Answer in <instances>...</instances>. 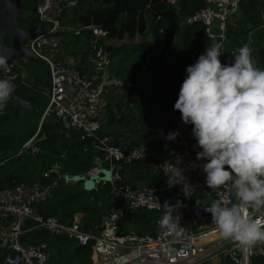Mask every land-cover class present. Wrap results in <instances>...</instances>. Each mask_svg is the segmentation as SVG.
Here are the masks:
<instances>
[{
    "label": "built area",
    "instance_id": "obj_1",
    "mask_svg": "<svg viewBox=\"0 0 264 264\" xmlns=\"http://www.w3.org/2000/svg\"><path fill=\"white\" fill-rule=\"evenodd\" d=\"M37 1L36 23L50 24L51 27L24 45L46 63L50 87L39 129L23 145L19 154L47 153L34 142L47 138L42 135L41 129L52 117L80 131L82 139H94L96 153L93 166L83 173H71L64 163L65 154H62L61 159L42 172V178L51 181H38L32 185L22 183L12 189H0V264H50L53 261L54 249L50 242L37 245L26 242L24 236L34 227L49 232L55 239L68 238L79 246L90 247L96 264H204L221 255L230 256L236 264H255L254 259H264V245H255L249 251H243L236 242L220 236L212 223L211 214L204 210L217 199H225L231 205L235 198L228 187L207 188L202 170L194 167L200 149L195 147L192 127L185 126L178 110L165 124L151 123L155 139L148 142L130 146L128 141L117 135L99 134L101 119L108 106L107 95L114 89L130 90L133 82L130 78L113 74L111 51L99 44L101 36L108 34L102 27L91 26L95 40L89 47L88 56L97 79L82 73L74 61L59 58L63 47L61 31L68 26L65 15L73 11L80 0ZM205 1V8L194 15H184L183 19L186 18L188 25L203 24L212 43L223 45L222 64H230L234 61L232 54L239 47H229L228 25L231 16L240 12L242 0ZM166 2L181 11L179 0ZM73 29L75 34L83 31L81 28ZM167 45L165 47L169 49ZM159 54L163 51L155 56ZM147 59L142 63L145 73H148ZM7 65L8 71L2 72L1 78L27 83L30 72L17 59ZM169 132H179V135L175 140H167L165 137ZM176 157L182 160L180 167L185 169L190 196L184 195L180 185L171 188L167 185L168 177L162 164L165 161L175 163ZM134 162H141L143 169L146 167L162 175L165 183L139 187L126 182L122 170L125 165ZM108 184L111 186L113 206L102 215L99 223L86 225L81 213L71 220L62 221L52 214L45 216L40 211V205L53 198L55 189L62 185L94 193ZM177 200L184 205L178 212L181 221L177 233L162 230L159 224L161 218L154 235L122 229L123 220L132 212L140 209L163 212L165 202L175 204ZM250 215L264 226V214H253L250 210ZM30 221L33 223L31 226Z\"/></svg>",
    "mask_w": 264,
    "mask_h": 264
},
{
    "label": "trees",
    "instance_id": "obj_2",
    "mask_svg": "<svg viewBox=\"0 0 264 264\" xmlns=\"http://www.w3.org/2000/svg\"><path fill=\"white\" fill-rule=\"evenodd\" d=\"M179 1L181 7L180 12L165 0H80L79 5L72 11L74 13L75 10L79 11L77 15L79 25L102 27L108 32V39L133 40L140 37L141 41L132 42L136 47L130 46L124 48L127 50L128 55L135 50L138 56H141V58L144 57L145 59L150 54L155 53L154 49L162 41H166L167 46H170V43L176 35L181 33L182 45L180 48L182 53L180 56H171L170 58L161 57L163 54L155 56L159 61L166 63L162 67L152 70L154 84L157 85V90L154 95L157 96V99H160V103L152 107L155 115H158L159 112L166 114L172 110L174 101L178 97L180 86L185 78L186 68L195 63L198 57L204 53L207 45L212 44V40L206 35L203 24L194 23L187 25L185 31L182 29L181 16L194 15L207 6L206 1ZM37 2V0L25 1L24 9L26 10L24 11H28L29 13L32 11L34 19L30 18L31 14L27 18L25 17V19L20 18L21 26L30 27L36 23ZM240 8L244 15V26H241L236 33L231 31L229 36L235 42H238L239 40H243L242 36L248 35L251 31H255L256 35L253 36L249 47L253 50L252 56L256 66L264 69V0H242ZM75 35L84 38L86 42L95 38L93 30L81 31ZM148 36H151L152 40H147ZM8 41L9 38L7 39ZM244 42H249V37ZM120 48L112 52H116ZM136 61L140 60L137 59ZM24 63L29 68H35L30 63ZM48 75L47 70L41 71L36 69L35 73L30 74V78L28 79L29 84L22 83L19 80L21 87L17 91L18 94L22 97H29L33 95L32 91H35L37 95H41V88L38 84H44L45 78ZM35 82L37 86L34 85ZM157 99L153 97V100ZM0 111H4V113H0V124H2L12 115L13 107L5 104L3 110ZM114 123V121L111 122V124ZM34 134L35 131L29 132L26 136L18 137L19 140L16 142H9V138L6 140L5 137L0 139V156L9 150L17 151L22 145L21 141L24 138H31ZM141 136L142 138L136 144H139L140 141L144 142L146 135ZM5 140V143L8 142L10 145L6 150H1ZM145 141L148 142L149 140ZM39 143L40 147L45 151H51L52 155H46L42 157L43 159L27 158L23 161L19 160L12 167H1L0 189H12L22 183L32 185L38 181L43 182L41 178L37 177L40 167L49 166L58 160L63 152H66L64 158L65 166L73 174L83 173L94 164L93 156L96 153L94 139H82L81 132H74L70 138L66 134H53L50 135V138L42 140ZM140 167L143 169L141 162H134V164L127 165L123 170V175L130 177L129 182L133 181L134 183L146 186H158L165 183L162 175L155 174L147 170L146 167H144V172H140ZM47 181L49 182L51 179ZM44 182L46 181L44 180ZM110 193L111 186L109 184L94 193H87L77 187H65L62 185L55 189L53 198L40 205V211L45 216L52 214L62 221L71 220L74 215L83 213L85 215L84 220L88 225L95 224L100 221L102 214L110 211L113 206ZM162 215L163 212L158 210L140 209L134 211L123 220L121 224L122 229L154 235L158 229L157 222ZM32 224V221H30L29 226ZM24 237L27 243L33 245L51 241L52 239L47 231L39 229L30 231ZM56 244L53 242V246ZM88 248L90 247L79 246L77 250H74L72 256L84 259L88 255V252H90ZM64 250L59 249L58 252ZM227 259L228 262L231 260V258ZM227 259L226 264H228ZM254 261L255 264H264L263 259H254Z\"/></svg>",
    "mask_w": 264,
    "mask_h": 264
},
{
    "label": "clouds",
    "instance_id": "obj_3",
    "mask_svg": "<svg viewBox=\"0 0 264 264\" xmlns=\"http://www.w3.org/2000/svg\"><path fill=\"white\" fill-rule=\"evenodd\" d=\"M223 45H207L195 63L186 68L174 109L184 124L192 126L196 154L194 167L202 170L207 188L231 189L235 202L217 199L205 211L220 236L236 242L247 252L264 244V226L250 215L264 214V69L256 66L253 50L244 44L232 54L234 61L222 64ZM0 71L7 72V59L0 56ZM8 78H0V110L14 92ZM179 132H169L175 140ZM182 160L165 161L162 166L167 185H180L190 196ZM197 204H200L197 201ZM183 203L165 202L159 220L162 230L177 233Z\"/></svg>",
    "mask_w": 264,
    "mask_h": 264
},
{
    "label": "crops",
    "instance_id": "obj_4",
    "mask_svg": "<svg viewBox=\"0 0 264 264\" xmlns=\"http://www.w3.org/2000/svg\"><path fill=\"white\" fill-rule=\"evenodd\" d=\"M24 10H26V9H24ZM24 10H23V16H25L27 18V16L29 14H31L30 18L34 19V16H33L32 13H29L28 11H24ZM70 17L73 19L74 22H72V25H69L70 22L68 23L67 28H64L61 31V36L63 37L62 39H64V42L69 40L70 37H73V41L71 43H69L68 46H66V49H63V47H62L61 53L58 55V57L63 59V60H66L67 62L74 61L76 66H77V68L79 70H81L82 73L86 74L89 78L97 79L98 77L96 76V73L92 71V66L93 65L88 59L89 47L94 42L95 39L92 38L90 41H88L89 43L86 44V47L84 46L85 43L83 41H80L79 46H82V49L81 50H77L78 44H77V42H75L76 41L75 38H77V36H73V34L75 35L73 28H81V30H83V31H92L93 29L91 28V26H81V25H79L78 21H77L78 16L75 17V13L74 12H71V13H68L67 15H65V18L69 19ZM73 24H76L77 26H75ZM241 26H244V15H243V12H242V10L240 8V12L237 13L229 22V25H228L229 34H230L231 31L233 33H236L240 29ZM182 27H183L182 29L185 31L186 26H184V24H182ZM177 35H179V37L176 40V44H177L178 47H180L182 45V43H181V41H182L181 40V38H182L181 37V33L177 34ZM248 35L242 36L243 40L242 41L239 40L238 42H235V40H233V38L229 36V40H230V44L229 45H230V47H233V48L236 47V46L237 47H242L244 44H248V46H249L250 42L252 41L253 36L256 35V32L255 31H251ZM248 37H249V42H244V41L247 40ZM105 41L106 40L103 37H101L99 39V44L104 45ZM115 48L116 47H114V49L111 50V55L119 56L120 55V51L119 50H117L116 52H112V51L116 50ZM179 50H180V48H179ZM179 50H177V51L179 52ZM172 57H178V56L175 55V54H172ZM113 60H114V58H113ZM24 62L22 60V62H20V63L22 64L23 68L26 70L27 67H26ZM47 72L49 73L48 70H47ZM28 79L26 80V82L29 84V80ZM27 83H25V84H27ZM34 85L37 86L36 82H35ZM38 86H40V88H41V90H40L42 92L41 95H39V94L37 95V93L35 91H32L33 95H31V96L37 95V99H36V105L37 106H39L40 100L46 101V99L48 97L49 87H50L49 75L45 78V83L44 84H40L39 83ZM29 91H31V90H29ZM127 91H129V90H117V89H114V91H110V93H109V94L113 93L111 96H109V94L107 95V98L109 97L108 98V106H107V108H106V110H105V112H104V114L102 116V119H101L102 125H101V129L99 130L100 131L99 134L101 136L107 135V134L117 135L119 138H122V139H125V141H128L127 143L130 146L131 145H138L136 143L139 141V139L142 138V137H139L138 139H136L133 136L134 134L131 132V129L134 132L135 131H139V133H141V134L149 132V135L145 136V140L155 139V137L152 134L153 131L151 130V123H153V121H154L153 118H148L147 119L148 121L143 123L144 127L142 126V120L141 121L138 120L136 122V124H137L136 126H131V124L128 127L126 126L128 123H126V119L123 116L124 109H122L121 103H124L125 106L129 105L131 107V105L129 103L130 97H129V99L127 98V93H126ZM31 96H29V97H31ZM119 100H122V101H119ZM44 104H45V102H44ZM13 112H14V107H13ZM1 113H4V111H1ZM49 120H50V123H48V125H45V126H44V124H45L44 123L43 126H42V129H41L42 135L46 136L47 138H50V135H53V134H55V135L66 134L68 136V138H70L74 132L78 131L76 129L67 127L66 124L60 119L52 117ZM112 121H114L115 123L111 124ZM57 122H59V123H57ZM39 125H40V123H39ZM0 126H1V124H0ZM38 129H39V126L35 130V134L32 137H34L36 135ZM117 129H120L121 132L118 133ZM124 129L130 130L128 132V135H125L126 133L123 132ZM102 131H106V132H102ZM31 132H33V131H31ZM78 132H80V131H78ZM4 137L6 138V140H7V138H9V142H16V141L19 140L18 137H15L14 135H11V134L10 135L2 134L0 136V139H2ZM31 138H29V139H31ZM29 139H25L24 138L23 141H21V144H22L21 147H19V149L17 151L9 150L7 153H4V154H2L0 156V171H1V167H5V166L12 167L19 160L23 161V160H25L27 158L43 159L42 157H44L46 155L47 156L52 155L51 151H46L47 153L44 154V155L29 154V152H28V154H19L20 149L23 147V145L26 142H28ZM46 139H44V140H46ZM6 140L3 142L4 144H5ZM40 141H42V140L35 141L34 143H36V145L38 147H40V143H39ZM141 142H143V141H140V143ZM6 148L7 147L5 145H2L1 150H6ZM62 154H65V156H66V152H63ZM61 158L62 157L60 156L59 159H61ZM131 164H134V163H131ZM125 166H127V165H125ZM125 166H124L123 170L125 169ZM46 168L47 167H40L39 173H40V171L42 173L43 170L46 169ZM123 170H122V176H123V178H124V180L126 182L131 183L134 186H139V187L146 186V185L134 183L133 181L129 182L130 177H128V176L125 177L123 175ZM139 170H140V172H144L143 171L144 169H142L141 167H140ZM146 173H149V172H146ZM151 174H153V173H151ZM41 179L43 180V183L47 182V180H45L43 178H41ZM44 180L46 182H44ZM86 192L87 193H93V192H88V191H86ZM81 214H83V213H81ZM83 216L85 217L84 214H83ZM101 218H102V216H101ZM100 221H101V219H100ZM157 224H158V222H157ZM86 225H88V224L86 223ZM90 225H93V224H90ZM90 225H88V226H90ZM157 228H158V226H157ZM34 230H37V229L34 227ZM51 238H52L51 241H47V242L51 243V246L54 249V255H55V250L57 249V246H60V247H58V249L68 248L69 249L68 250L69 253L72 252L71 253V258L72 259L71 260H70L69 257H66L64 260H60L58 262V264H96V262L94 260V256L92 254V249L91 248H88L90 252H88V255H86L84 257V259L76 258V257L72 256V254H74V250H77L78 247H79V245L77 244L76 241H72V240H70L68 238L55 239L52 235H51ZM53 242L57 243L56 244V248H55V245L53 246ZM257 245H259V244H257ZM260 245H262V244H260ZM222 256L223 255L213 259L212 261L206 262L204 264H226V259L227 258H231L230 256H223V257ZM79 257H81V256H79ZM54 258H53V260H54ZM259 259H262V258H259ZM227 263L228 264H236V262L233 261L232 258H231V260H229V262H228V259H227Z\"/></svg>",
    "mask_w": 264,
    "mask_h": 264
},
{
    "label": "rangeland",
    "instance_id": "obj_5",
    "mask_svg": "<svg viewBox=\"0 0 264 264\" xmlns=\"http://www.w3.org/2000/svg\"><path fill=\"white\" fill-rule=\"evenodd\" d=\"M168 1V0H166ZM24 10V8H23ZM23 10L21 12L20 18L21 19H25V16H23ZM72 12V10L70 11V13ZM78 10H75V17L78 15ZM32 13V11H31ZM236 15V14H235ZM231 16V19L235 16ZM186 18L183 19V16L181 18L182 23L184 24V26H187L189 23L185 20ZM66 23H72L74 22L73 19L70 17L65 18L64 19ZM230 21V20H229ZM75 26H77L75 24ZM79 27V26H78ZM206 32V31H205ZM211 33L215 36V32L211 29ZM207 35V33H206ZM73 36H77L74 35ZM103 37L106 41L103 46L105 47L109 52L114 49V47H116L115 49H119L120 51V55L119 56H115L112 55L114 60H113V74H116L118 77L120 78H130L131 81L133 82V87L127 91V98L129 99V103L131 105V107L129 105H124V103H121L122 105V109H124L123 111V116L126 119V123H128L126 126H136V122L139 120H142V126L143 123H145L146 121H148V118H153L154 119V123H157L159 125L161 124H165L167 123L169 117H172L176 110L174 109V106L172 108V110L170 112H167L166 114L164 112L160 113L158 115H155L154 113V109L152 108L153 105H158L160 103V99H157V96L154 95L155 91L157 90V85L154 84V76L152 75V70L156 69V68H160L163 65H165L166 63H164L163 61H159L158 58H155V54L157 52L163 51V56L161 57H166V58H170L172 56V54H175L177 56L181 55V46L178 47L176 44V40L178 39L179 35H177L172 42L170 43V48L166 49L165 45L167 44L166 41H162L160 43V45L158 47H156L154 49L153 54H150L148 56V73L143 72L142 70V63L144 61V57L141 58V56H138L136 54V51L134 50L133 52H130V54H127V50L124 47H136L135 44H132L133 41L137 42V41H141L140 37H137L136 39H123V40H118V39H108L109 35H105V36H101ZM75 42H77L78 47L77 50H81L82 46H79L80 41H83L85 43V47L86 44L89 42H86V40L82 37H77L75 38ZM147 40H152L151 36L147 37ZM73 41V37H70L69 40L64 42L63 39V49H66V46L69 45V43H71ZM213 42V41H212ZM83 46V47H84ZM230 47V45H229ZM180 48V50H179ZM233 48V47H230ZM179 50V52L177 51ZM160 58V57H159ZM137 59H139L140 61H136ZM19 62H21L22 60L17 59ZM35 63H30V65L34 66L36 69H39L41 71L44 70H48V67L43 66V65H37ZM224 64V63H223ZM26 67L28 68L29 72L35 73L36 69L35 68H29L27 65ZM114 91V90H113ZM125 93V94H126ZM113 93L109 94V96H111ZM153 97H156L157 100H153ZM109 98V97H108ZM178 99V97H177ZM176 99V100H177ZM47 100L48 97L46 99V101H42L40 100V104H39V108L41 109L39 112H33L27 115H15L14 112L12 113V115H10L9 119L2 123L0 126V136L2 134H8V135H14L15 137H22V136H26L27 133L31 132V131H35L38 126H39V122L43 113V110L47 104ZM176 100L174 101V103L176 102ZM122 101V100H119ZM45 102V104H44ZM159 108V107H158ZM153 109V110H152ZM51 119V118H50ZM49 119L46 120L45 125H48V123H50ZM48 121V122H47ZM59 123V122H57ZM121 124V123H120ZM51 126V125H50ZM186 127L191 128V125H187L185 124ZM119 127V126H118ZM144 127V126H143ZM44 128V127H43ZM130 130L128 129H124L123 132H125V135H128V132ZM117 132H121L120 129H117ZM131 132L134 133V137L136 139H138L139 137H142L141 135H149V132L141 134L139 133V131H133L131 129ZM5 145L7 148L9 147L10 143H5L2 144ZM50 167L47 166V169ZM43 173L38 172L37 177L38 178H42ZM58 247L55 250V255H54V260L50 263V264H58V262L60 260H64L66 257L70 258V255L72 252L69 253V251L67 250L68 248H64L65 250L62 252H58ZM56 248V245H55Z\"/></svg>",
    "mask_w": 264,
    "mask_h": 264
},
{
    "label": "water",
    "instance_id": "obj_6",
    "mask_svg": "<svg viewBox=\"0 0 264 264\" xmlns=\"http://www.w3.org/2000/svg\"><path fill=\"white\" fill-rule=\"evenodd\" d=\"M25 1L27 0H0V56L7 59V64L19 59L46 67V63L39 59L24 44L29 39H34L38 35L45 33L51 25L35 23L30 27L21 26L19 20ZM8 38L9 41L7 42ZM1 74L2 71H0V78ZM12 83L15 85V89L6 105L14 107V114L27 115L39 112L41 109L36 105L37 95L22 97L17 92L21 87V82L13 80Z\"/></svg>",
    "mask_w": 264,
    "mask_h": 264
}]
</instances>
